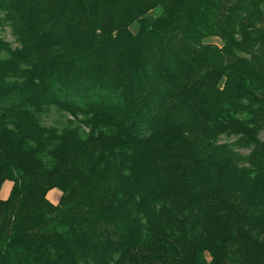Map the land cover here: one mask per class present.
<instances>
[{"label":"trees","instance_id":"16d2710c","mask_svg":"<svg viewBox=\"0 0 264 264\" xmlns=\"http://www.w3.org/2000/svg\"><path fill=\"white\" fill-rule=\"evenodd\" d=\"M261 131L264 0H0V264H264Z\"/></svg>","mask_w":264,"mask_h":264},{"label":"rangeland","instance_id":"374dc122","mask_svg":"<svg viewBox=\"0 0 264 264\" xmlns=\"http://www.w3.org/2000/svg\"><path fill=\"white\" fill-rule=\"evenodd\" d=\"M156 12H157L156 10L153 11V13H156ZM134 27L135 26L132 27L133 31H135ZM1 37L4 40L8 41L12 47H15L18 45L17 40L14 34L12 33L10 26H8L6 23H4V25L2 26ZM206 41L221 45V41L218 38L211 37V38L206 39ZM67 118H69L68 115L59 112L55 108H52L49 112L41 115V121L44 125H57L58 127H62L63 125H65L67 123ZM259 136L262 140H264V131H261ZM232 140H233V137H226V136L221 137V141L228 142ZM241 152L243 154H246L248 151L242 150ZM53 204H57V202L56 203L53 202Z\"/></svg>","mask_w":264,"mask_h":264},{"label":"crops","instance_id":"0c3cea01","mask_svg":"<svg viewBox=\"0 0 264 264\" xmlns=\"http://www.w3.org/2000/svg\"><path fill=\"white\" fill-rule=\"evenodd\" d=\"M12 186V182L9 180H6L3 182L1 188H0V199H6L9 195L10 189ZM60 191L56 188H53L48 191L47 198L50 202H58L59 200Z\"/></svg>","mask_w":264,"mask_h":264}]
</instances>
